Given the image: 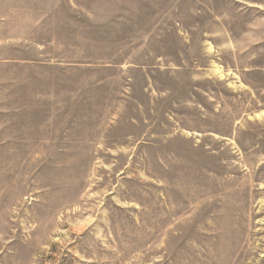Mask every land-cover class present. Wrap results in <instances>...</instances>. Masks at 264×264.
Segmentation results:
<instances>
[{
  "label": "rangeland",
  "instance_id": "rangeland-1",
  "mask_svg": "<svg viewBox=\"0 0 264 264\" xmlns=\"http://www.w3.org/2000/svg\"><path fill=\"white\" fill-rule=\"evenodd\" d=\"M0 264H264V0H0Z\"/></svg>",
  "mask_w": 264,
  "mask_h": 264
}]
</instances>
